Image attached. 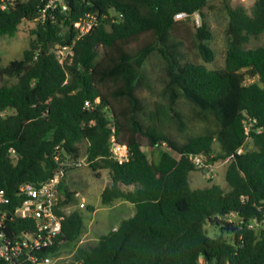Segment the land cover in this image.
<instances>
[{
	"label": "trees",
	"instance_id": "obj_1",
	"mask_svg": "<svg viewBox=\"0 0 264 264\" xmlns=\"http://www.w3.org/2000/svg\"><path fill=\"white\" fill-rule=\"evenodd\" d=\"M65 1L68 9L41 22L47 0H0V36L37 22L23 57L0 66V188L21 200L25 184L64 170L62 233L52 250L74 253L56 264H264V45L247 47L264 33V0L251 11L228 0ZM212 1L224 2L229 15L225 65L214 68L206 64L215 60L208 22L198 27L193 50L176 18H205ZM89 12L97 23L77 38L75 23ZM67 44L73 55L61 61L56 45ZM155 54L163 62L157 79L146 69ZM142 90L158 97L154 108ZM168 123L197 130L179 139ZM112 137L128 146V160L113 156ZM83 143L89 165L112 177L102 202L135 204L132 216L88 247L77 246L86 225L80 210L68 209L76 192L65 178ZM197 155L205 165L228 160L227 187L191 185V173L204 167L192 160ZM208 223L219 227L217 236L206 232Z\"/></svg>",
	"mask_w": 264,
	"mask_h": 264
},
{
	"label": "rangeland",
	"instance_id": "obj_2",
	"mask_svg": "<svg viewBox=\"0 0 264 264\" xmlns=\"http://www.w3.org/2000/svg\"><path fill=\"white\" fill-rule=\"evenodd\" d=\"M232 6L244 4L249 11H251L255 0H228ZM205 18L199 13L195 14L190 20L187 18L178 19L180 24L178 29L180 34L189 35L191 38V47L195 48V34L198 27L201 26L202 21L206 20L210 25L212 31V38L209 41L210 46L214 50L215 60L212 63H206L209 67L214 68L225 65V58L227 52V37L225 28L229 20V15L225 11V5L222 1H212L209 6L204 9ZM37 22L24 21L18 32L13 36H0V66L7 65L13 59H20L23 57L24 50L29 47L30 39L32 37V30L36 27ZM264 45V33L252 37L248 42L247 47H258ZM99 48V47H98ZM199 61L204 62V59L197 57ZM147 71L157 79L163 66L162 59L158 54L150 57L147 65ZM256 78H250L247 81L252 82ZM11 82L14 79H9ZM158 82V81H157ZM142 96L145 98L149 109L154 108V102L158 100L152 92L142 90ZM186 111H190L186 104H183ZM167 129L174 134L175 137L183 139L191 135L197 130H188L187 132H179L176 125L168 123ZM252 147L251 139L248 141ZM86 143L81 145L82 156L72 168L66 171V181L70 188L76 192L75 199L69 210H80L84 216L86 225L85 233L82 235L77 246H90L98 241L99 236L112 229L114 225L118 226L123 219L132 216L135 213V204L126 200H117L113 204H105L102 202V191L112 183V177L108 170H95L86 160L85 156ZM145 150L152 157V150L145 146ZM214 150H219V144L214 143ZM81 163V164H79ZM228 160H219L210 165H204L203 168L197 169L191 173V185L195 188H202L211 183H218L227 187L225 178ZM212 178V181H210ZM85 202V207H81V203ZM117 203V204H116ZM125 204V205H124ZM256 225L255 222H253ZM206 232L210 236H217L220 229L210 223L205 225ZM74 249L66 247L61 256L64 261L71 260ZM62 260V261H63Z\"/></svg>",
	"mask_w": 264,
	"mask_h": 264
},
{
	"label": "built area",
	"instance_id": "obj_3",
	"mask_svg": "<svg viewBox=\"0 0 264 264\" xmlns=\"http://www.w3.org/2000/svg\"><path fill=\"white\" fill-rule=\"evenodd\" d=\"M57 8L66 10L68 5L65 0H47L38 20L44 22L49 15L54 18L53 11ZM186 17V12L176 15L177 19ZM97 20V16L89 12L77 21V38L90 32ZM56 52L63 61L72 56L74 51L72 44H67L56 45ZM87 105H90L89 101ZM255 122L256 119L246 120L248 130ZM110 147L119 162L128 160L127 145L118 143L112 137ZM242 152L243 147L238 150V153ZM191 158L197 166L205 165L203 156ZM64 173L61 169L52 178L38 185L25 184L18 194L21 200L14 199L4 188H0V264H56L63 260L61 254L52 249L62 233L64 217L58 214L57 207L60 202L59 183ZM80 205L85 207V202ZM19 219L22 220V228L14 224Z\"/></svg>",
	"mask_w": 264,
	"mask_h": 264
},
{
	"label": "water",
	"instance_id": "obj_4",
	"mask_svg": "<svg viewBox=\"0 0 264 264\" xmlns=\"http://www.w3.org/2000/svg\"><path fill=\"white\" fill-rule=\"evenodd\" d=\"M117 184H118L117 181L113 182V188H115L117 186Z\"/></svg>",
	"mask_w": 264,
	"mask_h": 264
},
{
	"label": "crops",
	"instance_id": "obj_5",
	"mask_svg": "<svg viewBox=\"0 0 264 264\" xmlns=\"http://www.w3.org/2000/svg\"><path fill=\"white\" fill-rule=\"evenodd\" d=\"M117 204V203H116ZM125 205V204H124ZM117 226L116 225H114L113 227H112V229H114V228H116Z\"/></svg>",
	"mask_w": 264,
	"mask_h": 264
}]
</instances>
